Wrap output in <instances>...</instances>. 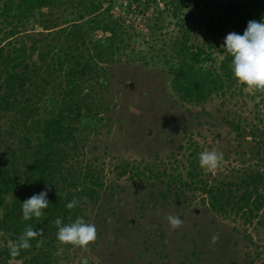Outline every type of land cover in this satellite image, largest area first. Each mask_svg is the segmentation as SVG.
<instances>
[{
	"label": "rangeland",
	"instance_id": "rangeland-1",
	"mask_svg": "<svg viewBox=\"0 0 264 264\" xmlns=\"http://www.w3.org/2000/svg\"><path fill=\"white\" fill-rule=\"evenodd\" d=\"M113 4L117 15L121 0ZM234 4L244 6L246 0H174L160 7L166 10L159 18L157 10L131 17L134 49L106 66L107 79L97 91L106 110L96 128L83 134L76 158L78 166L93 162L105 182L99 201L90 203L86 213L85 222L95 225L97 238L86 248L64 247L62 264H78L85 257L91 264H264L263 211L249 221L242 214L222 216L206 197L191 189L180 191L174 180L180 172L185 175L179 161L193 141L201 152L223 153L219 167L203 168L212 184L264 172V150L258 155L251 138L255 133L264 140L260 90L239 82L198 105L182 100L171 84L172 67L181 60L173 46L184 34L194 47L211 46V59L220 64L225 37L239 33L237 26L227 25L231 15L223 13ZM68 10L58 7L52 19L60 15V28L65 27L61 21L76 16ZM124 162L153 173L147 171L143 178L123 174L119 166ZM9 163L8 153L0 151V165ZM170 215L181 217L182 225L173 229Z\"/></svg>",
	"mask_w": 264,
	"mask_h": 264
},
{
	"label": "trees",
	"instance_id": "trees-1",
	"mask_svg": "<svg viewBox=\"0 0 264 264\" xmlns=\"http://www.w3.org/2000/svg\"><path fill=\"white\" fill-rule=\"evenodd\" d=\"M162 1L166 6L174 4V0ZM132 4L137 6L133 13L153 9L157 18L166 10L159 11L156 0ZM58 7L76 14L74 20L60 22L63 28L59 14L58 20H52ZM113 11V0H0V151L8 153L10 162L0 165V264H62L59 250L69 244L58 241L56 219L63 224L77 217L86 221L89 204L100 199L99 189L105 186L101 171L93 162L78 166L76 158L83 134L96 128L97 118L106 110L97 94L107 79L106 66L118 54L134 49L129 31L134 26ZM223 13L231 15L227 25L237 26L243 34L250 20L264 19L263 0H246L244 6L234 4ZM98 34L101 38L96 39ZM173 47L181 60L172 67L171 84L182 100L201 105L238 85L227 52L218 65L211 59V46L194 47L186 34ZM260 93L264 97V90ZM251 138L260 155L264 140H257L255 133ZM184 150L188 154L179 167L185 175L180 172L174 178L180 191L199 192L222 216L242 214L249 221L261 211L264 214L263 171L244 173L236 182L212 184L199 164L197 142ZM119 170L136 178L153 173L128 162ZM44 190L50 202L44 215L24 220L22 203ZM74 199L77 207L67 209ZM29 226L39 235L30 240V248L12 256L10 249Z\"/></svg>",
	"mask_w": 264,
	"mask_h": 264
},
{
	"label": "clouds",
	"instance_id": "clouds-1",
	"mask_svg": "<svg viewBox=\"0 0 264 264\" xmlns=\"http://www.w3.org/2000/svg\"><path fill=\"white\" fill-rule=\"evenodd\" d=\"M224 50L232 57L231 71L235 79L250 88L264 90V19L250 20L243 34L231 32L224 40ZM223 160V153L216 150L204 151L199 154V164L202 168L216 169ZM46 190L34 194L22 203V216L24 220L33 217L40 218L50 202ZM74 199L66 204L67 209L77 207ZM168 222L173 229L182 225L179 216H168ZM57 225V239L61 243L86 248L97 238L94 224L87 223L83 217H77L74 222L63 224L60 218L55 221ZM39 232L31 226L27 227L20 236L19 241L10 249L12 256H17L21 249L31 247L30 240L37 237ZM215 240V237L213 238ZM60 252L63 249L59 250ZM80 264H89L85 257Z\"/></svg>",
	"mask_w": 264,
	"mask_h": 264
},
{
	"label": "built area",
	"instance_id": "built-area-1",
	"mask_svg": "<svg viewBox=\"0 0 264 264\" xmlns=\"http://www.w3.org/2000/svg\"><path fill=\"white\" fill-rule=\"evenodd\" d=\"M133 0H121V14L120 12L117 13V16H125V18L123 19L124 23H126L127 25L131 24V17L133 16V12H136V5L132 4ZM157 1V5H159L160 7L163 8V1L162 0H156ZM151 12H153V9L149 10ZM116 14V13H115ZM123 18V17H122Z\"/></svg>",
	"mask_w": 264,
	"mask_h": 264
}]
</instances>
